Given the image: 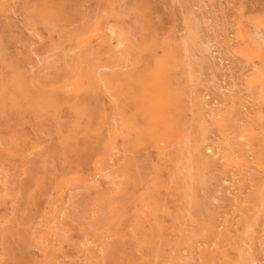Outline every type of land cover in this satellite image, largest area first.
<instances>
[{"label":"rangeland","instance_id":"1","mask_svg":"<svg viewBox=\"0 0 264 264\" xmlns=\"http://www.w3.org/2000/svg\"><path fill=\"white\" fill-rule=\"evenodd\" d=\"M148 63L154 94L134 81ZM21 78L89 115L34 112ZM0 89V264H264V0H0ZM154 97L172 120L160 143ZM71 133L102 163L62 154ZM183 133L202 149L193 225L172 183Z\"/></svg>","mask_w":264,"mask_h":264},{"label":"bare ground","instance_id":"2","mask_svg":"<svg viewBox=\"0 0 264 264\" xmlns=\"http://www.w3.org/2000/svg\"><path fill=\"white\" fill-rule=\"evenodd\" d=\"M250 26L253 27L252 25H250ZM249 30L252 31V29H249ZM255 34H257V33H255ZM184 36H185V34H184ZM184 38H186V37H184ZM188 48H190V47H188ZM196 50H197V48H196ZM199 54H201V53H199ZM239 54H241V52ZM255 55H256V53H254V56ZM251 56L252 55H250V57ZM50 63H52V61ZM149 64L150 63L146 64L142 71H139V72H137V74H135L134 81L137 83V85L144 87L145 91L148 94H154L157 91V88H153L152 86L157 84V76L153 72V69L151 67L152 65L150 66ZM56 66H58V65H56ZM53 67H55V66L53 65ZM188 69H190V67ZM4 77H7V76H4ZM117 77H119V76H117ZM65 79H67V78L63 77L62 82H63L64 86L68 85V82H67L68 79L64 82ZM249 79H250V77H249ZM146 81H148V84H146ZM190 83H191V81H190ZM113 86L115 88H119V89H126V87L129 89L128 84L124 85L121 82H116V83H114ZM18 87H19V91L22 93V95H24L26 98L29 99L31 109L34 112L36 111L40 115L43 113H51V114L55 115L57 113V111L64 105H67L69 107V109L77 115V117H83L86 114L89 115V113H90L89 107L85 104H82V102H80V100L77 97L70 98V97H59L55 94H48V95L37 94V93L34 94L29 89L28 84L26 83L25 79H23V78L19 79ZM0 92H2L1 89H0ZM4 100H5L4 96L0 95V101L2 102V103H0V105L3 106ZM152 104H153L154 109H153V113L150 114L151 115V126L148 128L149 134H150L153 142H155V143H160L162 141L165 142L168 139V134L163 129V122L165 121L166 124L171 125L172 120L169 119L167 112H165V109L162 108V104L158 103L156 97H154L152 99ZM139 109L142 110L143 112H146L148 110L147 107H145V106L143 107L142 105L139 106ZM5 112L7 113L8 116L11 115V112H9L8 110H5ZM122 121H123V124L126 128H129L130 126H132V121L128 117L122 116ZM93 130L94 129L92 126L88 127V129H87V131L89 133L92 132ZM139 133H140V131L137 132V134H139ZM182 139H183V145H184L185 149L187 150V153H186V157L178 160V162L176 164L175 171L173 172L172 183L175 186V191L180 194L181 199H182V207L180 208V211H179V217L183 218L184 221L188 225H193L195 223H201L200 222V220H201L200 219V213H201L204 201H205L204 197H203V193H202V185L205 183V179H204L203 175H201L200 171L197 169V167L195 165L197 159L202 157V154H201L202 149H201V145L198 143V140L193 138L191 136V134L183 133ZM141 143H142V139L138 135L136 137L133 145H137V144H141ZM56 146L59 148V150L62 154L63 153L64 154H71V155L75 156L79 164L84 163L86 161H89L90 159H94V161L97 164L102 163V161H103V155L97 153V142L92 139L90 134H88L85 138L80 137L78 134H72V133L65 135V136L61 137L59 140H57ZM129 149H130V147H128V150H127L128 152H126V155H125V161L126 162L121 164L119 167H117L113 171L114 178L120 179L122 177L127 176V174H128L127 171L130 170L128 161L131 162V160H132L130 157L131 151H129ZM110 150H111V148H108V151H110ZM231 157L234 161L236 160V159H234L233 155L230 156V158ZM136 179L138 180V175L136 178H133L134 183H136V181H137ZM37 186L40 189L45 188L44 180H39L37 182ZM251 223H253V222L251 221ZM172 246H173L174 251H178L180 248L179 241L178 240L173 241ZM215 251H217V248L215 249ZM241 251H242V249H241Z\"/></svg>","mask_w":264,"mask_h":264}]
</instances>
